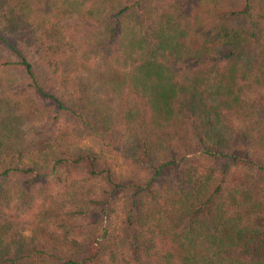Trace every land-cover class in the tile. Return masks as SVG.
<instances>
[{"label":"trees","instance_id":"1","mask_svg":"<svg viewBox=\"0 0 264 264\" xmlns=\"http://www.w3.org/2000/svg\"><path fill=\"white\" fill-rule=\"evenodd\" d=\"M0 264H264V0H0Z\"/></svg>","mask_w":264,"mask_h":264},{"label":"rangeland","instance_id":"2","mask_svg":"<svg viewBox=\"0 0 264 264\" xmlns=\"http://www.w3.org/2000/svg\"><path fill=\"white\" fill-rule=\"evenodd\" d=\"M2 51H4V50H2Z\"/></svg>","mask_w":264,"mask_h":264}]
</instances>
